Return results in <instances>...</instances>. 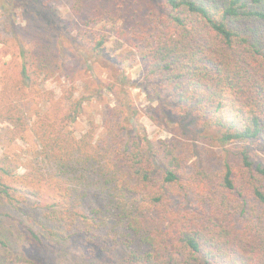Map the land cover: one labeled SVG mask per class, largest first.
I'll use <instances>...</instances> for the list:
<instances>
[{"label": "trees", "instance_id": "1", "mask_svg": "<svg viewBox=\"0 0 264 264\" xmlns=\"http://www.w3.org/2000/svg\"><path fill=\"white\" fill-rule=\"evenodd\" d=\"M7 1L34 19L19 51L23 87L73 76L58 65L62 38L104 56L111 32L143 72L134 82L113 65L114 81L96 88L117 101L103 137H76L46 117L35 126L37 164L20 174L0 157V264H41L43 251L54 257L74 236L93 245L82 264H264V0H69V19L46 1ZM136 86L156 102L150 118L170 140L139 131ZM85 100L71 101L66 126ZM23 119L8 115L11 133ZM42 185L57 193L35 219L25 205ZM90 191L102 208L83 212Z\"/></svg>", "mask_w": 264, "mask_h": 264}, {"label": "rangeland", "instance_id": "2", "mask_svg": "<svg viewBox=\"0 0 264 264\" xmlns=\"http://www.w3.org/2000/svg\"><path fill=\"white\" fill-rule=\"evenodd\" d=\"M42 1H46L61 19L70 18L69 0ZM10 3L7 0H0V157L8 155L13 165L18 166V173L22 174L25 172V165H30L31 162L37 164L35 161H37L39 141L35 134V126L38 121L41 122L46 117H50L49 122L45 120L49 124L63 127L65 131H71L76 137L92 133L93 139L97 140L105 134L104 119L117 101L106 89L97 96L96 88H104L107 82L114 81L110 75L112 69L116 68L118 73L122 72L124 77L134 82H139L143 71L140 60L134 58L130 47L111 32L108 34L109 40L105 45L104 56H93L73 41L62 38L65 41L61 40L65 52L62 58H59L58 65L71 66L73 73L71 70L68 71L73 76L65 78L58 71L52 76L41 75L32 87H23L19 51L21 45L29 44L26 41L31 39L30 35L34 27H30L34 24V19L29 11L18 7L13 8ZM53 35L59 36L57 33ZM84 55L90 61V65L96 67L98 78L92 76L86 69ZM98 80L102 85L98 84ZM129 92L133 104L139 111L136 118L139 131H145L152 142L170 140L172 135L168 130L150 118L157 114L156 102L151 101L137 86L131 88ZM81 95L86 97L82 113L74 124L66 126L63 119L69 111L71 101L74 102ZM8 115L22 116L25 124L24 131L11 133L7 122ZM41 189L43 196L29 198L25 205V211L35 219L44 214L57 193L47 185H42ZM102 204L98 192L90 191L83 201L82 211L89 212L94 208H102ZM92 246L83 237L74 236L65 250H59L61 253L57 251L54 257L49 256L50 249H47L43 251L40 259L39 256L36 258L41 264H47L48 260L52 261V264H82L81 255L89 253ZM122 251V247L117 248L113 256L118 258ZM51 258H55V263ZM8 264L21 263L9 262Z\"/></svg>", "mask_w": 264, "mask_h": 264}]
</instances>
